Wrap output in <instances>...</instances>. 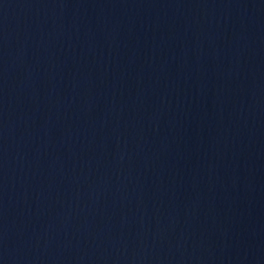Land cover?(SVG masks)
<instances>
[{
	"label": "water",
	"instance_id": "1",
	"mask_svg": "<svg viewBox=\"0 0 264 264\" xmlns=\"http://www.w3.org/2000/svg\"><path fill=\"white\" fill-rule=\"evenodd\" d=\"M0 264H264V0H0Z\"/></svg>",
	"mask_w": 264,
	"mask_h": 264
}]
</instances>
